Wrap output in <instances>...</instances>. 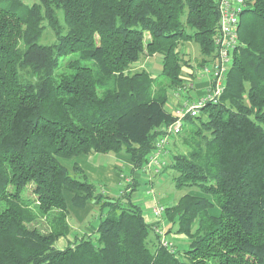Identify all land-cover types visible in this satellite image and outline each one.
<instances>
[{"label":"trees","instance_id":"trees-1","mask_svg":"<svg viewBox=\"0 0 264 264\" xmlns=\"http://www.w3.org/2000/svg\"><path fill=\"white\" fill-rule=\"evenodd\" d=\"M219 15L217 0H0V264H264V0H245L218 102L169 140L163 168L187 191L163 217L188 239L180 254L133 201L136 181L110 196L60 161L124 152L140 169L182 74L215 57ZM154 55L158 75L135 69ZM64 191L94 203V233L72 235Z\"/></svg>","mask_w":264,"mask_h":264},{"label":"built area","instance_id":"built-area-1","mask_svg":"<svg viewBox=\"0 0 264 264\" xmlns=\"http://www.w3.org/2000/svg\"><path fill=\"white\" fill-rule=\"evenodd\" d=\"M219 6V33L215 38V57L202 66L189 68V74H182L183 83L174 91L180 99L170 104V113L173 120L158 128L154 142V149L147 156L146 162L140 167L144 172L159 174L164 165V153L167 152V145L172 136L177 135L183 125L186 116H198L207 103H216L225 91L228 72L233 61V52L239 45L238 21L239 15L245 7V0H217ZM188 72V71H187ZM195 76H207V82L202 94L193 91L194 82L191 78ZM147 194L154 204L149 207L148 214L158 220L152 224L154 230L160 235V243L169 251L175 250L172 240L166 235L163 213L165 206L155 199L154 191L146 189Z\"/></svg>","mask_w":264,"mask_h":264},{"label":"crops","instance_id":"crops-1","mask_svg":"<svg viewBox=\"0 0 264 264\" xmlns=\"http://www.w3.org/2000/svg\"><path fill=\"white\" fill-rule=\"evenodd\" d=\"M194 68L196 69L197 66ZM189 73V70L188 72H185V74L190 76ZM191 78L194 82L193 91L197 94H202L207 82L209 81L208 77H193L191 75ZM174 91L169 94V104L176 103L180 99L175 95ZM60 161L69 170H72L75 164L78 165L92 181L99 183L98 185L100 186V190L103 191V193L110 196H118L127 187V185L133 183V181H136L138 185L134 190L135 192L132 194L133 201L142 206L146 219L151 226L155 221L158 220L151 214H148V209L154 204V201L147 194H145V191L146 189H152L154 191L153 187L155 179L159 174L154 175L152 173H146L142 168L131 172L132 163L128 154L124 152H95L91 154H79L71 158H60ZM129 190L131 189L127 187L126 191ZM72 195L73 194L71 192L64 191L66 203L71 211L69 222L73 229L72 235L74 232L78 234L94 233L99 218L97 217V213H95L96 206L92 202H87L84 207H75L71 202ZM154 195L155 199L159 203H164L156 191H154ZM166 198H168V196H165V199ZM175 202L176 201H174V203Z\"/></svg>","mask_w":264,"mask_h":264},{"label":"rangeland","instance_id":"rangeland-1","mask_svg":"<svg viewBox=\"0 0 264 264\" xmlns=\"http://www.w3.org/2000/svg\"><path fill=\"white\" fill-rule=\"evenodd\" d=\"M22 1L24 3H26L27 5H31L33 2H36L38 0H22ZM53 40H54L53 31H51V29H49V28H46L44 30L41 38H40V42L50 43ZM186 50L189 51L188 56L190 57V59L193 58V60H194V57L195 58L198 57V54H197L198 48L195 45V43L191 42L190 44H188ZM193 60H191V61H193ZM135 69H145V70L149 71L151 74L158 75L160 73V69H161V59H160L159 55H154V56L142 58L135 65ZM173 96H174V94H173ZM166 106L169 110L171 109L170 104L168 102H167ZM175 152H176V150L174 149L172 144L168 143L167 152L164 153V163H163L164 165L162 166L163 170L159 175H157L158 177H156L154 187H153L154 191H156L158 193L159 197H161V199H162V202H164L166 205L173 204L174 201H176L184 192L187 191V189H176L175 188V186L172 182V175L174 174L173 169L169 168V166L163 168L166 164L169 165L172 162L173 154ZM98 153H100V152H98ZM105 155H107V154H105ZM94 183L96 185L97 190L101 191L100 186L98 185L99 183L98 182H94ZM101 192H103V191H101ZM165 196H168V198L165 199ZM165 204H164V206H166ZM213 212L217 213L216 210H213ZM95 213H97V209H96ZM97 217H98V213H97ZM149 220H151V219H149ZM164 221H165V217L162 218L161 222L164 223ZM165 230H166V227H165ZM167 235H168L167 237L170 240H172L174 248L179 252L178 254H180L182 252V250L187 246L188 239L184 235L174 233L173 231L168 232Z\"/></svg>","mask_w":264,"mask_h":264}]
</instances>
